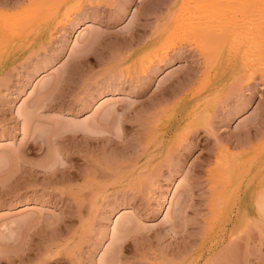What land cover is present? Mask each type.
I'll return each mask as SVG.
<instances>
[{
  "label": "rangeland",
  "instance_id": "rangeland-1",
  "mask_svg": "<svg viewBox=\"0 0 264 264\" xmlns=\"http://www.w3.org/2000/svg\"><path fill=\"white\" fill-rule=\"evenodd\" d=\"M48 1L0 15V264H264V0Z\"/></svg>",
  "mask_w": 264,
  "mask_h": 264
},
{
  "label": "bare ground",
  "instance_id": "bare-ground-1",
  "mask_svg": "<svg viewBox=\"0 0 264 264\" xmlns=\"http://www.w3.org/2000/svg\"><path fill=\"white\" fill-rule=\"evenodd\" d=\"M22 1L23 0H0V6H3V7H11V8H14V9H16V11L15 12H6V13H3L2 11H0V15H4V16H6V19H10V18H12V17H15V16H17L18 14H20V13H22V12H24L25 10H27V9H29L30 11H33V12H35V11H38V10H40V9H42V7L46 4V0H41V1H39L38 2V0L37 1H33V0H29L28 1V3L30 4H28V7H25V6H23V5H21L22 4ZM47 2H49L48 0H47ZM170 1L169 0H163L162 2L160 1H157V2H155L154 3V1H153V3L154 4H152L151 5V7L149 8V9H147V12H146V16L147 17H149V14L151 15V14H153V13H156V11H158V10H160V12H161V10L163 11V9H170L171 10V8H170V3H169ZM25 3H27V1L25 2ZM50 3V2H49ZM20 4V6H18ZM48 5V4H47ZM46 5V6H47ZM37 6V7H36ZM45 6V8H47ZM38 8V9H37ZM45 8H43V10L45 9ZM49 8V7H48ZM7 9V8H6ZM166 10H164V11H166ZM171 14V13H170ZM46 21V20H45ZM3 28V27H2ZM47 28V27H46ZM145 28H146V26H145ZM0 29H1V27H0ZM4 29V28H3ZM6 29V28H5ZM45 30V29H44ZM86 30H87V28H86ZM0 31H2V29L0 30ZM84 31H85V29H84ZM215 33V32H214ZM212 34V36H215V37H212L211 36V34L209 35V36H211L210 38H212V39H216V41L220 38V32L216 35V34ZM144 34V33H143ZM0 35H2V34H0ZM139 35V33L137 34V36ZM218 35H220V36H218ZM257 35H259V34H257ZM209 36H208V38H209ZM139 37V36H138ZM251 37V36H250ZM255 37V36H254ZM253 36H252V38H254ZM258 37H260V36H256V38H258ZM137 39V40H136ZM136 39L133 41V42H139L140 41V38H139V40H138V38L136 37ZM246 39V38H245ZM251 39V38H250ZM249 39V40H250ZM238 40V42H239V39H237ZM251 40H253V39H251ZM254 40H255V38H254ZM141 41H142V39H141ZM207 41H208V39H207ZM214 40H211V44H214V43H217L216 41H214ZM220 41V40H219ZM246 42L248 41L247 39L245 40ZM245 41H244V43H245ZM259 41V40H258ZM260 41H261V38H260ZM263 41V40H262ZM261 41V42H262ZM95 42V39L94 38H92V36L89 38V40H88V46H91V45H93V43ZM137 42V43H138ZM143 42V41H142ZM209 43H210V40L208 41ZM236 42V41H235ZM237 42V43H238ZM242 42V41H241ZM254 42V45H255V48L257 47V45L255 44V42L257 43V44H259L258 42H257V40L256 41H253ZM261 42H260V44H261ZM247 43H249V41L247 42ZM95 44V43H94ZM240 44V43H239ZM246 44V43H245ZM245 44H243V45H245ZM249 44H252V43H249ZM132 45H134V43L132 44ZM242 44H240V46H241ZM248 45V44H247ZM253 45V44H252ZM240 48L239 46H236V48ZM253 47V46H252ZM254 48V49H255ZM217 49V48H216ZM243 49V48H242ZM250 49H252V48H250ZM250 49H248V47L247 48H245V51H244V49H243V51L244 52H246L247 53V51L246 50H250ZM239 50V49H238ZM253 50V49H252ZM251 51V50H250ZM249 51V52H250ZM213 52V51H212ZM235 52H237V50L235 51ZM214 53H217L216 52V50H214ZM245 53V56L247 55ZM213 54V53H212ZM216 55V54H215ZM241 55V54H240ZM209 56V55H208ZM213 56V55H212ZM226 56V55H225ZM242 56V55H241ZM214 57L215 56H213V58H210V59H212V60H210L209 61V59H207L206 60V62L205 63H207V62H210V63H212L211 61H213V59H214ZM244 58H246V59H248V58H250V60H251V58L252 57H248V55H247V57H244ZM241 59H242V57H241ZM254 58H252V60H253ZM259 59H261V56L257 59V60H259ZM250 60H248L250 63H251V61ZM263 60V59H262ZM247 61V60H246ZM247 61V62H248ZM243 62V61H242ZM244 63V62H243ZM252 63L254 64L255 62H253L252 61ZM257 63H258V61H257ZM260 63V62H259ZM258 63V64H259ZM262 63H264V62H262ZM261 63V64H262ZM253 64H252V66H253ZM209 65H211V64H209ZM251 65V64H250ZM249 65V66H250ZM255 65H257L256 63H255ZM165 100V99H164ZM163 101V100H162ZM167 101V100H166ZM161 102V101H160ZM162 103H164V102H162ZM231 114H233V112L231 113ZM236 114V113H235ZM260 123H262V125L264 124V121H262V122H260ZM262 125H261V127H262ZM259 126V125H258ZM256 128V127H255ZM259 129H260V126H259ZM254 130V129H253ZM250 131H252V129L250 130ZM247 132V131H246ZM249 132V131H248ZM246 133V135L247 134H249V133H251V132H249V133ZM254 131H252V133L251 134H254L253 133ZM245 133V132H244ZM259 133V132H258ZM243 134V133H242ZM257 134V133H256ZM256 134H254V135H256ZM260 134V133H259ZM246 135H241V136H238V139H237V143H235L236 145H237V147L239 148V147H241V148H243L244 147V149L246 148V146L247 145H249L250 143V141H251V139H252V137H254L255 138V136L254 135H252V136H249L251 139H249L248 138V136H246ZM243 136V137H242ZM254 138L252 139V141L251 142H253V140H254ZM230 143H232V142H230ZM233 144V143H232ZM252 145V144H251ZM231 146V145H230ZM232 146H235V145H232ZM237 147H236V149H237ZM248 147H250V146H248ZM235 148V147H234ZM246 149H248V148H246ZM243 150V149H242ZM244 151V150H243ZM245 152L247 153V151L245 150ZM244 152V153H245ZM253 154H251V156H252ZM250 156V155H249ZM248 156V157H249ZM251 156H250V158L248 159V160H250L251 159ZM254 156V155H253ZM248 157H246V161H247V158ZM254 159H256V158H254ZM245 160V159H244ZM243 160V161H244ZM252 161V162H251ZM251 161H249V162H251L250 163V165L251 164H253L254 162V160H251ZM242 162V161H241ZM241 162H237L235 165H237V164H239V163H241ZM248 162V163H249ZM242 164V163H241ZM244 164H246V163H244ZM244 164H242L243 166H244ZM245 167H246V165H245ZM231 168H232V166H231ZM235 167L233 166V169H234ZM249 168H250V166L248 167V169L247 168H245V169H247V171L249 170ZM261 168H264V166L263 167H261ZM233 169H231V170H233ZM241 171H244V169L243 170H240V172ZM247 171H244L245 172V175L247 174L246 172ZM239 172V173H240ZM243 172V173H244ZM263 172V171H262ZM264 173V172H263ZM258 174V173H257ZM262 174V173H261ZM261 174H259V175H261ZM239 175V174H238ZM242 176H243V174H242ZM241 176V177H242ZM247 176V175H246ZM250 176V175H249ZM258 176V175H257ZM243 177H245V176H243ZM261 177V176H260ZM246 178V177H245ZM242 179V178H241ZM255 179H256V177H255ZM244 180V179H243ZM242 180V181H243ZM257 180V179H256ZM256 180L254 181V179H253V177H248V179L246 180V182H247V184H246V188H245V190H244V198H242V199H240L239 200V203H238V205H242L241 207L244 209V212H246V211H249V209H253V205H254V200H253V195L251 194V190H252V186L254 185V182H256ZM218 181H220V179L219 180H216V182H218ZM241 181V182H242ZM258 181V180H257ZM240 182V181H239ZM245 182V181H244ZM219 183V182H218ZM221 184V183H220ZM237 184H238V182H237ZM234 185L235 187H238V186H240L239 184L238 185ZM243 184V183H242ZM217 185H219V184H217ZM244 185V184H243ZM224 186V185H223ZM234 186L232 187V189L234 188ZM264 188V187H263ZM231 189V190H232ZM236 190H239V187H238V189H236ZM240 193V192H239ZM263 193V192H262ZM264 194V193H263ZM238 196V195H237ZM260 196V195H259ZM261 197V196H260ZM262 197H263V195H262ZM258 198V197H257ZM238 199V198H237ZM259 199V198H258ZM261 199V198H260ZM258 200V202L260 203V202H262V203H260V204H263L264 205V202H263V200L261 199V200ZM257 204V202L255 203V205H260V204ZM236 206V205H235ZM233 212H234V210H233ZM234 214H236L237 215V213H233V216H234ZM247 214V213H246ZM232 216V215H231ZM232 216V217H233ZM236 217V216H235ZM233 219V218H232ZM239 219V218H238ZM247 228V227H246ZM245 229V228H244ZM243 229V230H244ZM244 232H245V230H244ZM241 233H243V232H241ZM238 234V235H242V234ZM246 233V232H245ZM244 234V233H243ZM237 235V236H238ZM246 235V234H245ZM242 236H244V235H242ZM241 236V238L243 239V237ZM233 237V236H232ZM231 237V239H230V242L232 243L234 240V242H237L236 241V238L235 237H233L232 238ZM238 237H240V236H238ZM238 237H237V239H238ZM235 238V239H234ZM239 239L240 241L242 240V239ZM234 239V240H233ZM245 236H244V240L243 241H245ZM233 240V241H232ZM233 242V243H234ZM246 242V241H245Z\"/></svg>",
  "mask_w": 264,
  "mask_h": 264
}]
</instances>
